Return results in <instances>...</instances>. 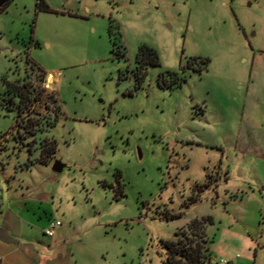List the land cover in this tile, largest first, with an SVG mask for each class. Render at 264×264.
Segmentation results:
<instances>
[{"label": "rangeland", "instance_id": "374dc122", "mask_svg": "<svg viewBox=\"0 0 264 264\" xmlns=\"http://www.w3.org/2000/svg\"><path fill=\"white\" fill-rule=\"evenodd\" d=\"M42 1L0 12V183L49 207L68 264H164L206 217L207 264H264V0ZM25 83L60 112L46 165L3 99Z\"/></svg>", "mask_w": 264, "mask_h": 264}, {"label": "trees", "instance_id": "16d2710c", "mask_svg": "<svg viewBox=\"0 0 264 264\" xmlns=\"http://www.w3.org/2000/svg\"><path fill=\"white\" fill-rule=\"evenodd\" d=\"M37 10L48 11V6L42 1L37 0ZM200 64L206 66L208 60H200ZM137 64V88L140 87V83L144 77L142 67L144 65L157 67L159 61L156 54L150 49H140L136 56ZM134 75V74H133ZM173 77V84H177L179 79L174 74H169ZM9 85V84H8ZM10 90L3 92V99L6 105L15 110L18 116L21 114V118L16 119V126L19 131L18 141L20 145L23 144V138H31L30 145L38 144L40 149V156L36 159L35 164L46 165L48 159L54 156L56 150V142L52 139H43L41 142H36L38 139L37 134L54 127L57 117L59 116L57 110L53 109V104H56L55 98L45 92V88L36 86L30 83L22 84L21 86L9 85ZM59 109V108H58ZM53 114L54 118L46 117ZM25 116V120L23 118ZM21 119V120H20ZM39 129V131H38ZM26 146V145H24ZM28 151L29 146L27 147ZM33 150V149H32ZM34 151V150H33ZM207 224H211V218L206 217L200 220H192L185 230H179L176 233L177 239L175 241L163 242L164 249V264H207L206 253L209 250L206 240L205 227Z\"/></svg>", "mask_w": 264, "mask_h": 264}, {"label": "crops", "instance_id": "0c3cea01", "mask_svg": "<svg viewBox=\"0 0 264 264\" xmlns=\"http://www.w3.org/2000/svg\"><path fill=\"white\" fill-rule=\"evenodd\" d=\"M10 2L0 12L7 11ZM53 74H48V85L53 84L54 76L57 81ZM13 193L10 181L0 183V264H68L65 234L61 230L55 234L62 226L54 230L55 235H44L51 222L49 207ZM39 235L50 240L43 243Z\"/></svg>", "mask_w": 264, "mask_h": 264}, {"label": "built area", "instance_id": "2783aa9c", "mask_svg": "<svg viewBox=\"0 0 264 264\" xmlns=\"http://www.w3.org/2000/svg\"><path fill=\"white\" fill-rule=\"evenodd\" d=\"M61 227V224L59 222H55V221H51L49 224H48V227L46 228V230L44 231V235L46 237H51L53 234V231L57 228H60ZM215 264H227L225 261L223 260H220L219 262L215 263Z\"/></svg>", "mask_w": 264, "mask_h": 264}, {"label": "water", "instance_id": "95a60500", "mask_svg": "<svg viewBox=\"0 0 264 264\" xmlns=\"http://www.w3.org/2000/svg\"><path fill=\"white\" fill-rule=\"evenodd\" d=\"M8 2H9V0H0V9L2 7H4ZM63 168H64V166L62 164L55 163L52 167V171L55 173H60Z\"/></svg>", "mask_w": 264, "mask_h": 264}, {"label": "bare ground", "instance_id": "6f19581e", "mask_svg": "<svg viewBox=\"0 0 264 264\" xmlns=\"http://www.w3.org/2000/svg\"><path fill=\"white\" fill-rule=\"evenodd\" d=\"M52 76L49 77V83L51 84L52 83ZM54 81V80H53Z\"/></svg>", "mask_w": 264, "mask_h": 264}]
</instances>
